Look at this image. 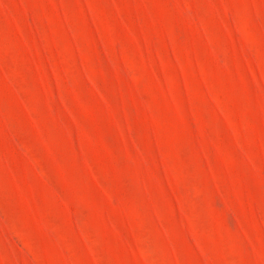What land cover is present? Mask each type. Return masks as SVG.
Masks as SVG:
<instances>
[{"label": "rangeland", "instance_id": "1", "mask_svg": "<svg viewBox=\"0 0 264 264\" xmlns=\"http://www.w3.org/2000/svg\"><path fill=\"white\" fill-rule=\"evenodd\" d=\"M0 264H264V0H0Z\"/></svg>", "mask_w": 264, "mask_h": 264}]
</instances>
